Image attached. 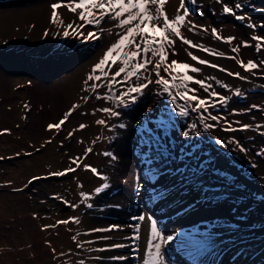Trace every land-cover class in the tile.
<instances>
[{"label": "rangeland", "instance_id": "1", "mask_svg": "<svg viewBox=\"0 0 264 264\" xmlns=\"http://www.w3.org/2000/svg\"><path fill=\"white\" fill-rule=\"evenodd\" d=\"M46 2L51 5L57 0H0V12L10 11L22 19L26 9ZM233 2L197 0L193 6L186 0L190 9L204 13L196 12L189 19L208 31L182 29L184 36L217 55L177 40V54L169 55V62L177 60L200 68L199 73L189 70L188 74L206 80L230 98L226 107L209 111L225 117L235 131H225L223 120H207L217 126L205 131L198 113L191 109L188 117L180 118L175 115L179 109L165 99L167 94H158L155 83L129 107L97 99L98 94L109 93L107 81H88L87 86L85 81L122 31L114 21L99 28L85 25L81 29L85 34L103 29L99 39L88 42L63 37L61 25L55 31L47 26L24 33L19 28L0 30V264H144L149 217L157 221L164 235L175 237L166 246V264H191V258L197 264H264V155H258L264 150V65L247 72L230 58L264 61V49L259 53L254 47L231 51L235 43L244 41L241 33L250 40L254 35L264 36V27L253 30L245 26L247 20L242 23L224 15L223 4L231 6ZM235 2L248 5L237 14L247 13L253 22L264 24V0ZM178 7L179 0H166L164 10L172 18ZM78 14L79 9L75 13L68 10L65 25L83 23ZM213 27L221 36L236 40L228 44L215 38ZM188 52L219 67L201 65ZM119 66V62L112 66L111 72ZM184 71L177 67L174 74L179 78ZM229 72H239L245 79ZM161 75L166 74L161 71ZM150 78L155 80V74ZM93 83L101 87L94 91ZM225 84L228 88L222 87ZM188 86L197 89L195 94L202 98L208 95L200 85ZM126 87L115 84L111 92L119 95ZM237 89L241 96L234 95ZM155 98L160 103L136 130V140L134 117ZM177 103L184 102L178 98ZM104 107L115 108L121 115L112 117L100 111ZM70 110L59 131L47 130L49 123H58ZM100 120L106 123H97ZM194 122L196 130L184 137L183 131ZM81 124L86 127L81 129ZM243 124L252 127L241 131ZM241 145L246 152L240 151ZM88 148L92 151L85 155ZM106 152L118 159L105 156ZM76 157L80 158L79 167L70 159ZM85 165L97 169L99 175ZM69 166L75 171L50 175ZM105 182L110 187L97 194L95 189ZM137 183L142 185L139 194ZM153 193L160 198L153 200ZM141 215L144 220L133 219ZM112 225L120 227L90 231ZM105 236L109 239H101ZM112 244L125 247H108Z\"/></svg>", "mask_w": 264, "mask_h": 264}, {"label": "snow or ice", "instance_id": "2", "mask_svg": "<svg viewBox=\"0 0 264 264\" xmlns=\"http://www.w3.org/2000/svg\"><path fill=\"white\" fill-rule=\"evenodd\" d=\"M193 6L196 5L197 0H190ZM221 2L222 0H217ZM166 0H57V2L50 5L51 17L50 22L54 24H59L63 26L62 35L63 37H76L82 38L84 42L90 40H97L100 38V32L87 31L85 34V25H92L99 28L102 23L107 21H114L115 27L121 29L122 31L118 34V38L113 42L104 52L103 57L93 66L92 73L89 74L85 85H88V81H101L103 78L107 81V87L109 93L101 96L97 95V99H106L113 101L119 107H129L131 104H135L139 97L143 96L145 91L148 89L149 85L155 83L159 86L158 94H167L165 99H170L172 104L179 109L175 112V115L180 118H185L189 116V109L193 112H197L199 115L200 123L203 125L205 131L215 128L217 125L212 123H207V120L211 121H221L223 120L227 127L225 131H235L232 127L231 122H229L225 117L220 115H212L209 111L210 108H223L226 107L229 102V97L224 96L217 92L211 84L207 83L206 80L196 79L194 76L189 75V70L192 73H199L200 68L190 65L186 62H179L177 60H171L169 62V55H176L175 45L177 40L179 42L191 47L199 48L200 50L210 53L211 55H217L216 52L212 51L210 48L203 45H198L193 43L192 40L184 36L182 29H187L190 32H195L197 29H202L207 32L208 29L203 25H197L189 19V17L198 12L199 15H203V11L193 7L189 8L186 0H179V7L176 9V14L174 17L170 18L167 12L164 10V5ZM248 5L242 2H233L230 6L229 4H223L222 13L224 15L233 16L237 21L245 22L247 20L246 27L250 29H256L257 27H264V24L258 25L251 20V17L247 13L241 15L237 14V10H243V8ZM67 7L69 11L75 13L79 9L78 18L83 23L76 24L73 26L74 22L64 24L63 19L60 17L57 11L60 8ZM254 7V5H253ZM264 11V10H262ZM211 33L217 39L224 41L225 43L232 44L236 37L228 36L223 37L219 34V30L215 27L211 28ZM45 35H48L47 30ZM60 35V33H57ZM255 42L254 44L252 42ZM242 47H254L256 52L259 53L264 49V36H252L250 40L240 41L235 47L231 49L234 53H239ZM188 55L193 61H197L201 65H208L213 68H218V65L210 64L209 61L200 59L199 57L188 52ZM219 55L224 56V53H219ZM235 60L245 71L252 72L254 69H258L261 65H264V61L257 63L254 60H248L245 62L242 59H238L236 56L230 57ZM110 62V63H109ZM119 62L120 66L115 72H111L112 66ZM151 65V68H149ZM107 67V71L105 70ZM182 68L185 71L179 78L174 74L176 68ZM97 70H99L100 75H96ZM221 71H227L226 69H220ZM161 71L166 75H161ZM111 73V76H109ZM155 74L156 79L153 80L150 77ZM123 74V75H122ZM229 75H234L240 79H245L239 72L228 73ZM117 77H121L117 80ZM211 79H215L214 77ZM177 80L179 82L177 83ZM190 83H195L200 85L205 93L208 95L205 97H200L197 93V89L190 88L188 85ZM216 83H220L216 81ZM115 84L126 85V91L121 92L116 95L111 92V89ZM101 87L98 83H93L91 88L95 91L97 88ZM224 88H228V85H222ZM175 89V91H174ZM236 96H241L242 93L237 89L234 93ZM182 100L183 104H178L177 99ZM77 106L74 105L73 109ZM252 108L258 107L257 105H252ZM151 109H149L150 111ZM66 113L64 118L58 123H49L47 125V130L56 129L60 130L61 125L64 124L68 116L71 114ZM100 111L108 113L112 117H119L121 113L115 108L104 107ZM237 110H233L235 113ZM207 114V115H205ZM99 124L106 123L104 120L97 121ZM125 125L120 124L119 127L123 128ZM81 129L86 127V125L81 124L79 126ZM252 126L249 124H243L240 126L241 131L247 130ZM197 128V124L194 122L188 125V130L183 131L182 135L184 137H189L192 132ZM199 135V133H196ZM69 136L72 135L70 132ZM217 144H224V141L217 140ZM239 144V142H237ZM92 149L88 148L85 150V155L91 152ZM240 151L246 152L242 145L240 146ZM105 156L111 157L112 160L118 159L114 154L106 152ZM258 155H264V150H261ZM2 159V158H0ZM73 164L79 167V157L70 158ZM255 165H253L254 167ZM204 166H201V170ZM85 168H89L94 174L99 175L97 169L91 168L90 165H85ZM75 168L69 166L64 171L51 173L50 175L63 176L69 172H74ZM196 173V172H195ZM195 173H193L195 175ZM33 180L38 179V177H33ZM107 181V177H104ZM31 183V181H29ZM110 185L105 182L100 187L95 189L97 194L108 189ZM142 185L137 183L136 192L139 194ZM82 196L87 197L89 194L81 193ZM160 197L153 193L152 199H159ZM67 203V201H65ZM73 207H75L73 205ZM88 207H92L88 204ZM75 220V218H70ZM133 219L144 220L145 217L141 215L140 217H134ZM150 224V237L147 243V249L144 256V264H166L165 253L169 242H172L175 237L174 235H164L163 232L158 228V223L156 220L151 219ZM67 221H59L58 223H66ZM48 227V226H45ZM120 226L112 225L109 228L91 229L92 232H105L118 230ZM138 227V225H137ZM179 235V234H177ZM138 238V236L136 237ZM101 239H109V237H101ZM75 240V236L73 237ZM110 248H122L125 247L123 244H112L109 245ZM101 251L105 249H100ZM119 259H125L124 257H119ZM82 264V262H81Z\"/></svg>", "mask_w": 264, "mask_h": 264}, {"label": "bare ground", "instance_id": "3", "mask_svg": "<svg viewBox=\"0 0 264 264\" xmlns=\"http://www.w3.org/2000/svg\"><path fill=\"white\" fill-rule=\"evenodd\" d=\"M25 11H26V13L24 14V16H23L22 19H19V17L17 16L16 13H13V12L11 13L10 11L0 12V30H5V29H10L11 30V29L19 28L20 29V32H23L24 33V31L27 30V29H29L30 31H34L37 28L43 29V28H45L47 26L50 30L52 29L53 31H55L56 26H59V24H54V23L50 22V17H51V11H52V9L50 7V3L49 2L47 4H44V5L42 4V5H39V6L32 7L30 9H26ZM57 11L59 12L60 17L63 19L64 24H65L66 21H67V19H68V8L67 7H63V8L58 9ZM241 35H242V37H243L244 40H248L249 39L246 35H244L242 33H241ZM235 44H237V43H235ZM242 50L245 51V47H242ZM76 76H78V75H76ZM73 77L74 76L70 77L69 79H73ZM32 93H34V92H32ZM52 93H53V91H52ZM49 97H51V96H49ZM159 103H160V100L159 99H156V98L153 99L152 102L149 105H147L144 108L143 111H141V112L139 111L140 113L138 114V116H136L137 118L134 117L136 120L135 119L133 120V128H134L133 133L136 134V138H135L136 140L138 139V134H137L136 130L145 123L146 118L149 117L153 113V111L159 105ZM138 108H139V106H138ZM149 109H151V110L149 111ZM137 113L135 115H137ZM44 115H47V113L44 114Z\"/></svg>", "mask_w": 264, "mask_h": 264}, {"label": "trees", "instance_id": "4", "mask_svg": "<svg viewBox=\"0 0 264 264\" xmlns=\"http://www.w3.org/2000/svg\"><path fill=\"white\" fill-rule=\"evenodd\" d=\"M258 148H260V147H258Z\"/></svg>", "mask_w": 264, "mask_h": 264}]
</instances>
